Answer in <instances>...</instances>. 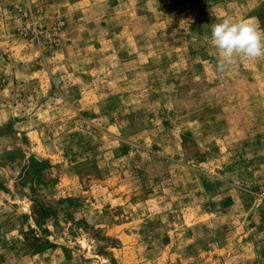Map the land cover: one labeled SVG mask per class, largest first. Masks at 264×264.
Wrapping results in <instances>:
<instances>
[{"label": "rangeland", "instance_id": "1", "mask_svg": "<svg viewBox=\"0 0 264 264\" xmlns=\"http://www.w3.org/2000/svg\"><path fill=\"white\" fill-rule=\"evenodd\" d=\"M264 0H0V264H264V57L211 26Z\"/></svg>", "mask_w": 264, "mask_h": 264}, {"label": "clouds", "instance_id": "2", "mask_svg": "<svg viewBox=\"0 0 264 264\" xmlns=\"http://www.w3.org/2000/svg\"><path fill=\"white\" fill-rule=\"evenodd\" d=\"M211 42L218 51L215 70L227 71L237 60L264 57V33L244 21L222 19L211 26Z\"/></svg>", "mask_w": 264, "mask_h": 264}]
</instances>
